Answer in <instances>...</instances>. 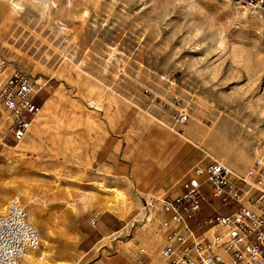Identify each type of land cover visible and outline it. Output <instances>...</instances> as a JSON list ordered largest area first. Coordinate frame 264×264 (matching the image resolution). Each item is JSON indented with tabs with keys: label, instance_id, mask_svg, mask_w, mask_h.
<instances>
[{
	"label": "rangeland",
	"instance_id": "1",
	"mask_svg": "<svg viewBox=\"0 0 264 264\" xmlns=\"http://www.w3.org/2000/svg\"><path fill=\"white\" fill-rule=\"evenodd\" d=\"M18 2L24 10L0 0V19L8 13L0 85L23 70L39 78L40 107L54 94L58 104L20 142L0 121V216L12 198L27 207L42 236L36 254L45 255L43 264H76L82 236L70 219L80 213L127 219L125 230L103 239V252L142 230L150 240L127 246L164 264L167 229L145 203L155 194L135 195L110 166L97 164V150L119 129L120 136L129 131L134 159L148 155L161 129L163 145L169 138L184 144L173 160L184 150L180 163L220 160L246 172L264 141V20L234 0ZM194 174L195 167L183 182ZM212 204L203 216L226 211Z\"/></svg>",
	"mask_w": 264,
	"mask_h": 264
},
{
	"label": "built area",
	"instance_id": "2",
	"mask_svg": "<svg viewBox=\"0 0 264 264\" xmlns=\"http://www.w3.org/2000/svg\"><path fill=\"white\" fill-rule=\"evenodd\" d=\"M234 1L264 20V0ZM163 79L173 83L170 76ZM40 87L39 78L23 70H14L0 85V121L16 141L25 138L41 108L36 100ZM195 173L166 205L172 212L160 250L164 264H264V141L256 142L254 160L242 174L220 160L196 166ZM157 200L146 201V208ZM213 200L226 211L203 216L206 205L214 208ZM192 225L202 231L196 233ZM41 242L27 207L10 199L0 216V264H31L28 257Z\"/></svg>",
	"mask_w": 264,
	"mask_h": 264
},
{
	"label": "crops",
	"instance_id": "3",
	"mask_svg": "<svg viewBox=\"0 0 264 264\" xmlns=\"http://www.w3.org/2000/svg\"><path fill=\"white\" fill-rule=\"evenodd\" d=\"M7 17L8 13L6 12L0 19V28L4 23H7ZM120 135L119 129L109 132L97 150V164L110 166L114 170V175L127 181L126 188L135 195L142 197L147 193L155 194L154 198H158V200L152 209L157 210L159 228L164 230L165 225L170 224L172 212V209H166L168 201L186 182H183L184 175L190 174V170L193 167L196 168L200 161L191 166H189L191 162L188 160L180 163L183 160L184 150L181 151L180 156L173 160L172 157L176 151L183 149L184 144L178 139L169 138L168 145L166 146V143L163 145L165 140L163 138L166 136L161 129L155 131L153 140L149 141V145L147 144L150 154H144L134 159L132 154L130 155L129 149L126 150L129 144L128 135L127 138ZM120 149L123 150L122 154ZM125 154L128 157H125ZM127 222V219L119 216L116 218L113 215L100 216L94 223L91 222L90 217L83 213L71 218V229L82 236L78 247L74 249L77 253L82 252V255L78 256L75 252L72 255L76 264H156L151 258L144 256V251H133L127 246L129 242L142 243L150 240V237L142 230L135 229L133 236L126 244L113 248V251H110V246H105L107 252H103V239L111 233L113 236L125 230L128 226ZM192 228L196 233L200 230L197 225H192ZM158 235L161 238L160 232ZM160 238L154 239V245L159 243Z\"/></svg>",
	"mask_w": 264,
	"mask_h": 264
},
{
	"label": "bare ground",
	"instance_id": "4",
	"mask_svg": "<svg viewBox=\"0 0 264 264\" xmlns=\"http://www.w3.org/2000/svg\"><path fill=\"white\" fill-rule=\"evenodd\" d=\"M11 7L14 9V11L24 10V7L19 4L18 0H11ZM56 94L51 96L43 106L40 108L39 112L36 114V117L32 121L31 125H33L35 128L42 125L44 118L49 114V112L53 111V108H55L58 104V100H56L55 97ZM196 173L191 177H195ZM249 195V191L244 195L243 201L246 200V198ZM149 218V217H148ZM28 260L31 262V264H43L45 260V255L43 253H34L28 257Z\"/></svg>",
	"mask_w": 264,
	"mask_h": 264
}]
</instances>
